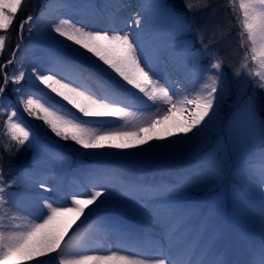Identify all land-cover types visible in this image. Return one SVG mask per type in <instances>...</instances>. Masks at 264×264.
Wrapping results in <instances>:
<instances>
[{
    "label": "snow or ice",
    "instance_id": "6c2138e0",
    "mask_svg": "<svg viewBox=\"0 0 264 264\" xmlns=\"http://www.w3.org/2000/svg\"><path fill=\"white\" fill-rule=\"evenodd\" d=\"M185 5L191 11L211 6L210 0H185ZM221 7L229 9L234 21H228L227 28L217 23L214 30H209L208 44L215 43L218 37L222 38L232 27H236L243 54L238 64L231 65L233 76L240 78L241 82L254 78L256 87L264 89V0H224ZM53 11L83 15L85 18L80 21L81 24H87L89 17L98 15L95 11L84 13L81 6L71 2H60L49 3L40 16L34 17L27 14L25 0H0V57L9 43L6 34L17 23V16L24 12L17 24L21 38L25 25H28L31 34L33 26L42 18L49 17L45 25V34L49 38L83 56L87 57L90 53L118 79L105 88L104 95H98L75 78L74 74L79 72L78 65L55 56L49 57L48 67L29 63L28 81L43 85L50 94L54 93L71 105L76 110L73 112L63 104L38 96L31 91V87L22 84L26 71L24 63L15 60L16 51L20 49L17 44L16 51L11 53L12 58L0 63V128L10 142L5 145L8 155L18 154L26 144L35 143L30 127L17 110V104L27 116L42 121L56 137L93 152L104 148L129 150L148 145L153 140L168 141L165 145L154 147L175 149L188 141L206 137L218 119L228 81L223 72V58L217 53L210 54L214 62L206 67L199 66L193 42L182 39L190 29L182 11L170 7L164 0H152L136 14L131 29L119 27L115 19L105 27L90 29L77 26L70 19L50 17ZM161 17L168 23L169 38L174 52L178 51L180 62L191 58L187 66L198 75V89L182 90L183 97L180 99L176 97L181 90L175 88L174 82L167 75L156 74L160 67V48L155 37L148 39V36L154 21ZM52 33L56 35L52 36ZM205 35V30L197 33V39L203 46L200 51L206 52ZM60 37L64 39L60 40ZM14 62L20 65L19 69L9 75L5 69ZM61 65L63 71L59 70ZM10 84L13 86L10 90L13 98L5 96ZM126 85L151 101L149 105L142 97L136 96L146 109L155 107V111L148 114L130 111L137 105L120 94V87ZM114 121L123 123L120 127H111ZM261 140L264 144V124L261 126ZM50 156L53 159L63 158L58 153ZM3 163L4 155L0 153V264H51V260L41 258L53 254L62 257L59 264H231L228 260L217 259L212 248H201L178 240L171 225L180 212L163 213L158 208H148L157 194L187 190L184 184L128 189L145 202L146 211L162 218L169 226L167 239H153L146 245L143 237H136L102 214L116 195L111 181L107 180L108 173L88 170L67 191L62 181L50 188L42 180L34 179L26 196L20 197L12 191L13 185L23 187L20 178L6 179ZM24 174L35 177L39 172L27 166ZM222 174L223 170L217 167L198 179L201 183H211L221 179ZM259 174L264 183V152L261 153ZM50 192L63 195H44ZM261 214L264 216V196ZM81 217L83 221L73 230ZM100 232L118 234L122 244L115 249L103 247L96 239ZM123 242L132 243L124 247ZM147 249L157 254L147 255ZM248 264H264V245Z\"/></svg>",
    "mask_w": 264,
    "mask_h": 264
},
{
    "label": "rangeland",
    "instance_id": "374dc122",
    "mask_svg": "<svg viewBox=\"0 0 264 264\" xmlns=\"http://www.w3.org/2000/svg\"><path fill=\"white\" fill-rule=\"evenodd\" d=\"M72 1L80 2V0ZM20 18V16H17V23L12 26L11 32L9 34H6L9 38L15 39L18 42L21 36L19 30H17L18 20ZM25 37L30 41H34V44H28L29 40H26ZM20 47H22V53H18V55L20 56L16 57V61H20L24 63V65H28L29 63H31L32 65L43 63L41 67L48 66L49 57H58L57 53L60 54L61 52H63L61 50H59L60 52H58V50L55 51V46H52L50 48V46H47V44H44V42H37L36 35L34 34V28L32 29L31 34H29L27 25L23 32V39L21 41ZM44 48L48 50V52L45 54H43ZM19 66L20 65L18 63L14 62L13 65H8L5 71H7L9 75H11L14 70L19 69ZM189 71L193 73L192 70L189 69ZM226 78L228 81L227 90L224 93V100L220 106L225 111V113H222L226 114V124L225 128L223 129L221 122L218 123V127L214 132L219 134L216 135L212 140L214 143V149L217 151H221L223 154V159L221 161L222 164H220V168L223 170L222 178L230 172L228 166L231 165V163H225L224 160L225 151L222 140L224 132L227 131L225 135L229 136L232 147L237 150L240 158H243L251 154L252 152V139L249 137L248 132L250 131L251 127L257 126L258 124V122L252 123L248 130L241 133V126H244L248 122L247 115L244 110H234V108L237 107L242 100L246 99V94L254 95L257 99L258 105L264 102L263 92H259L256 94L254 93V91H257V87L251 84L253 78H248L243 82H241L240 78L234 77L233 75H226ZM23 83L24 81L22 82V84ZM27 83L28 80L24 83L25 87H27ZM195 84L197 85L199 83L196 81ZM12 87L13 86L11 84L8 86L10 90ZM252 88L254 89V91L252 90ZM136 94L138 93L136 92ZM5 96H10L11 98H13L14 94L11 93V91H7ZM44 98L48 99L47 97ZM252 99L250 98L249 101L252 102ZM131 100L132 99H130L129 101L131 102ZM65 104L67 105V102ZM147 104L150 105L152 104V102L150 101ZM135 105L139 106L141 104L135 103ZM16 107L20 116L30 127V130L32 131L35 138V143L31 145L26 144L18 154L8 155L5 149V145H8L10 142L5 134V131L0 128V153L4 155L3 167L5 173H7V176L5 178L7 179L9 177L17 176L20 178V182L23 187L17 188L15 185H13L12 187V191L16 192L18 196H26L27 189L31 187L34 179L42 180L50 188L54 187L58 182L62 181L66 184L65 190H70V187L74 185V182L80 181L82 179V174L88 170H101L108 173V175L114 174L115 176H121L123 179L125 176L127 179L126 184L129 186L132 181H136V185L134 187L137 188H143V185L140 184L139 181L141 182V180H143L142 176L146 175L144 179V187L157 185L170 187L175 184H185L184 186L187 187V190H183L184 193L192 194V198L188 201L186 208L187 217L185 218V224L176 230L177 238L181 243L189 244L191 242L194 236L196 225L190 224V222L199 220L203 216L205 220L203 224V231L201 232V235L200 233H198V236H200L202 240L200 246H204L216 234V239L218 240L216 247L223 248L224 241L230 238V225L237 231H240L241 238L242 236H245V224L248 225L250 230L255 232L259 238L264 239V217H259L260 215H262V201H260L257 195L253 194L246 185H241V187H243V189H245L247 193H250L248 194L251 196L256 205H251L250 203L246 202V200L240 195H237V198L234 199L235 201L233 205V211L237 218L236 223H233L232 218L229 217L228 214V205L229 203H233L232 199L225 196L226 194L222 192V190H219L217 193H215V190L220 189L217 187H220L219 184L222 178L211 183H201L199 181L198 177L212 170L207 162H202L196 157L200 148L199 139L194 140L192 142V145L190 146H187L185 143L182 144L179 148L175 149H169L167 147L161 146V151H158L157 153L153 152L156 150L154 148H145L147 150L146 152L142 151L143 149L133 151L131 149L119 150L113 148H104L102 150H96V152H93L91 150H84L71 141L61 140L59 137H56L55 134L52 133L51 130L48 129L42 121L27 116L26 113L22 112L20 106ZM66 107L73 112L76 111L75 109H72L71 105H67ZM129 110L135 112H144L145 114L155 111V109H135L134 107L130 108ZM262 114L264 115L263 105ZM0 123H2V121H0ZM122 123V121H114L110 126L120 127ZM241 137L244 138L245 142L242 145H238L237 143L241 142ZM172 138L174 140H179L178 137ZM167 143L168 141H159L158 145H165ZM51 144L59 146L61 147V149L59 148V150H54L52 149L53 146ZM148 151L149 153H147ZM53 153H58L63 158L53 159L50 156V154ZM16 160L22 161L23 164L18 163L19 166H17V163L14 164ZM235 160L237 162L236 166L238 168L240 167L244 172H246L248 169H257L254 164H248L247 162L241 163L239 158H236ZM73 161L75 162L74 165L72 164ZM27 166H31L32 168L37 169L39 174L35 177H30L24 174ZM64 170H66L67 172L64 173ZM152 173L157 174L152 175ZM138 174H140L141 176H139ZM257 179L258 180H256V183L264 191V183H262L259 178ZM237 180H239L238 177ZM249 182L251 181L249 180ZM111 183L117 184L121 188H126L125 183L119 182L118 179L112 180ZM243 183L245 184L244 175ZM188 184H191L193 186L188 187ZM40 191L43 192V190ZM181 191L182 190L157 194L153 198L154 203L149 202L148 208L155 207L160 209L163 213H181L183 210L181 204H163L162 206H160L163 201L169 200L165 197V195L169 194L177 197L184 196L181 194ZM44 195L52 197L56 195L62 196L63 194L50 192L44 193ZM198 195H202V197L197 198L196 196ZM130 196L137 199L138 201L131 200ZM65 199L67 198L65 197ZM144 203V201L138 198V194L132 193L131 195L128 194L127 196L121 194L120 197L115 195L113 198V202L106 209L116 210L122 214L125 213L129 215V217H132V219H134L136 223L139 224V222H142L144 223V225L146 224L145 229L151 232L154 237H157L158 239H167V230L169 227L168 224H166V222L162 218L153 216L148 211H146ZM206 211L209 213V215L208 213H206ZM83 219L84 218L81 217V220L77 221V225L74 226L73 230H75V228L81 224ZM171 226L174 228V224H172ZM69 235H71V233H69ZM195 238L197 239L198 237L196 236ZM227 253L228 250L226 251V253L224 252L223 255ZM219 255L220 252H216V257H218ZM254 257V254H250L248 259H252ZM41 259L47 260L44 258ZM51 264H55L53 260H51Z\"/></svg>",
    "mask_w": 264,
    "mask_h": 264
},
{
    "label": "bare ground",
    "instance_id": "6f19581e",
    "mask_svg": "<svg viewBox=\"0 0 264 264\" xmlns=\"http://www.w3.org/2000/svg\"><path fill=\"white\" fill-rule=\"evenodd\" d=\"M129 3L131 6L130 9L126 8V4ZM74 5H79L74 2ZM104 5V8L102 9L101 6ZM138 8V11H136ZM46 9V7L40 12V14ZM144 9V5L140 0H101L99 3L98 9L95 11L98 13V15L95 18L89 17V22L87 24H81V20H77L76 16L77 14L75 12H66V11H61V12H51L49 14L50 17H58V18H63V19H70L73 23H76L77 26H84L90 29H97V28H102L108 25L109 23L113 22V19H115L119 27L124 28L127 27L128 29L132 28V21L136 17V14L138 12H141ZM39 14V16H40ZM49 17H44L41 19L40 23L36 24L33 26L34 28V34L36 35V40L44 42V44H47V46H55L56 49L55 51L59 50L63 51L60 54L57 52V56L61 58L62 60L68 62L69 64H74L79 66V74L82 77H76V79H79L80 82L85 85L86 87L92 89L95 91L98 95H104L105 94V88L108 85L114 84L118 77H116L115 73H112L110 69L107 68L106 65L102 66V62H97L95 57H92L91 54L89 53L88 56H83L79 54L78 52L73 51L72 49L65 47L64 45L58 44L54 39L51 40L45 33L47 29L45 28L47 19ZM85 18V16H84ZM168 23L164 18H159L154 21L153 26L150 29V34L149 36L155 35V42L161 47V44L159 43V38H162L168 34ZM55 33H52V36H55ZM60 40H63L64 38L60 37ZM70 43V42H69ZM163 49V48H160ZM43 54L47 53V49H43ZM83 52L81 49L80 52ZM164 51V50H163ZM81 52V53H82ZM64 55V56H62ZM164 61L167 62V64H171L173 66L171 69L173 73L171 74H163L167 75L175 84V88L177 90H181V93L179 96H177V99H180L183 97V91L184 89H198L199 84H195L196 81L198 82V75L196 73H192L189 71V68L185 66L184 64H181L178 62V57L176 55H171L170 52L164 53L163 55ZM169 60V62L167 61ZM190 64V63H189ZM43 63H37L33 66H42ZM59 70L63 71V65L60 66ZM25 71H26V80L24 83L28 80V65H25ZM97 75H96V74ZM75 75V74H74ZM161 75V76H163ZM85 81H84V80ZM23 83V85H24ZM27 87H31V91L38 94L39 96L42 97H47L48 99H52L58 104H63L64 106H67L65 101H62L61 98H57L54 93L50 94V91L47 90L43 85H40L38 82L32 84L31 82L28 81ZM137 90L133 89L130 85L126 86H121L120 87V94L125 98L127 95H131L135 100L136 96L139 95L140 97L144 99H147L146 97H143V94H136ZM135 93V94H134ZM134 94V96H133ZM126 99V98H125ZM16 106L19 107L17 104ZM187 115V113H185ZM243 129L241 128V131ZM209 134V130L207 132V135ZM206 135V136H207ZM173 139V138H171ZM180 139V137H178ZM205 137H201L199 140L200 142L203 141ZM176 140V139H175ZM167 141V140H165ZM194 140L188 141L186 143L187 146L192 145V142ZM159 141L153 140L150 141L148 145H143L142 147H137L134 149H131L133 151L138 150V149H143L142 151H147L146 149H156L155 153L158 151H161V147H154L155 145H158ZM146 148V149H145ZM137 152V151H136ZM149 153V151L147 152ZM146 153V154H147ZM151 154V153H150ZM121 160V159H120ZM17 163V166L19 164H23L22 161H17L14 162V164ZM19 163V164H18ZM253 175H250V173H245V185L250 189V191L257 195L260 201H262V196H264V191L261 189V187L256 183V180L252 178ZM251 182H249V180ZM2 210V209H0ZM141 224L144 225V223L141 222ZM146 227V224H145ZM67 239V237H66ZM91 254V253H89ZM47 260H53L55 264H59V261L62 257L53 254L51 257H42ZM35 264V262H33Z\"/></svg>",
    "mask_w": 264,
    "mask_h": 264
},
{
    "label": "trees",
    "instance_id": "16d2710c",
    "mask_svg": "<svg viewBox=\"0 0 264 264\" xmlns=\"http://www.w3.org/2000/svg\"><path fill=\"white\" fill-rule=\"evenodd\" d=\"M213 3V5H215L217 2H218V0H210V3ZM31 4H32V2L31 3H29L27 6H31ZM33 8V7H32ZM24 13V12H23Z\"/></svg>",
    "mask_w": 264,
    "mask_h": 264
}]
</instances>
